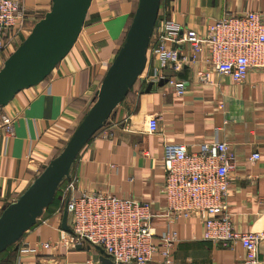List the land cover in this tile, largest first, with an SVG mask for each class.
Returning a JSON list of instances; mask_svg holds the SVG:
<instances>
[{
  "label": "crops",
  "instance_id": "1",
  "mask_svg": "<svg viewBox=\"0 0 264 264\" xmlns=\"http://www.w3.org/2000/svg\"><path fill=\"white\" fill-rule=\"evenodd\" d=\"M138 1L93 0L69 55L44 82L19 93L3 108L15 120V136L6 140L0 133V215L57 156L86 114L91 85L94 82L95 98ZM24 3L28 10L45 14L52 7V0ZM161 10L185 32L204 34L208 25L228 14L264 11V0H162ZM156 66L151 58L145 73L152 74ZM185 68L172 75L186 83L182 97L168 82L154 84L148 92L151 83L143 78L137 81L114 118L78 157L72 172L78 178L75 194L102 192L150 203L157 215L151 226L159 250L148 264H245L242 246L204 241V226L198 217L169 225L162 216L167 208L163 155L166 144L184 145L196 153L203 144L227 142L235 155L228 213L238 231L264 232V71L251 70L242 84H236L214 70H210L208 81H201L198 75L205 67ZM152 117L159 124V133L154 135L147 131ZM255 153L260 155L258 161L251 160ZM62 218L55 213L28 231L14 246L11 264H101V253L95 247L74 250L67 245ZM174 231L179 242L167 261L162 255V237ZM46 242L52 244L51 248L36 255L19 253L21 248ZM259 254L264 264V241Z\"/></svg>",
  "mask_w": 264,
  "mask_h": 264
},
{
  "label": "built area",
  "instance_id": "2",
  "mask_svg": "<svg viewBox=\"0 0 264 264\" xmlns=\"http://www.w3.org/2000/svg\"><path fill=\"white\" fill-rule=\"evenodd\" d=\"M165 13L159 12L148 50V62L152 58L157 66L152 74L144 71L139 80L154 84L168 80L176 95L182 97L186 83L173 79L172 75L185 67H205L198 75L201 81H208L210 70H214L236 84H242L251 70L264 71V11L228 14L208 25L204 34L185 32ZM27 26L24 0H0V54L21 39ZM147 131L151 135L159 133L157 118L149 119ZM0 133L6 140L15 136V120L3 108ZM259 159L258 153L252 155V161ZM163 160L167 208L162 216L169 225L198 217L204 226V241L222 246L240 245L246 253L245 264H262L259 246L264 241V232L238 231L228 213L230 173L235 168V155L229 144L217 140L203 144L196 153L189 152L184 145L166 144ZM65 183L63 209L56 213L63 215L67 205L72 230L71 234L66 233L69 247L74 250L86 245L99 247L114 264H148L152 260L159 247L154 244L156 232L151 226L157 215L150 203L102 192L75 194L78 178L72 175ZM162 240L165 248L162 255L168 261L179 242L178 233L165 234ZM51 246L46 242L35 248H21L19 253L36 255Z\"/></svg>",
  "mask_w": 264,
  "mask_h": 264
},
{
  "label": "water",
  "instance_id": "3",
  "mask_svg": "<svg viewBox=\"0 0 264 264\" xmlns=\"http://www.w3.org/2000/svg\"><path fill=\"white\" fill-rule=\"evenodd\" d=\"M93 0H52V7L0 70V109L24 90L44 82L74 48L84 28ZM162 0H139L122 45L110 65L93 105L71 134L62 151L50 161L28 189L0 215V254L17 244L34 228L53 203L61 186L70 181L84 148L114 118L148 62V50ZM188 70V68H185ZM168 80H161L163 86ZM154 83L147 88L150 92ZM61 228L71 234L65 205ZM83 250L82 246H78ZM101 264H114L105 252ZM87 250H91L88 247Z\"/></svg>",
  "mask_w": 264,
  "mask_h": 264
},
{
  "label": "rangeland",
  "instance_id": "4",
  "mask_svg": "<svg viewBox=\"0 0 264 264\" xmlns=\"http://www.w3.org/2000/svg\"><path fill=\"white\" fill-rule=\"evenodd\" d=\"M51 10V9H50ZM45 16V12H40V11H30L28 10V26L26 27V31H25V34L21 37V39L12 47H6L5 50L0 54V70L1 68L3 67L5 61L15 52V50L25 41V39L31 34L34 26L41 20L43 19ZM91 98H90V103H89V106L87 107V109L85 110V113L86 111L89 109L90 106L93 105V102H94V82L93 84L91 85ZM84 113V114H85ZM72 133V132H71ZM70 136V135H69ZM68 136V138H70ZM67 138V139H68ZM69 140V139H68ZM67 140V141H68ZM66 141V142H67ZM66 142L63 144V146L61 147L60 151H62L64 145L66 144ZM65 183L64 185L61 186L60 188V197H63V190L65 189ZM59 205V201L56 200V202L54 203V206H58ZM62 208V202L60 203V206L58 208L61 209ZM51 212V210L46 214V217L44 219H46L48 217V214ZM42 219H40L38 222H41Z\"/></svg>",
  "mask_w": 264,
  "mask_h": 264
},
{
  "label": "trees",
  "instance_id": "5",
  "mask_svg": "<svg viewBox=\"0 0 264 264\" xmlns=\"http://www.w3.org/2000/svg\"><path fill=\"white\" fill-rule=\"evenodd\" d=\"M162 5V4H161ZM133 16H134V13H133V15H132V18H133ZM132 18H131V20H132ZM130 23H131V21H130ZM130 23H129V25H128V27L130 26ZM125 37V36H124ZM132 91V90H131ZM131 91H130V93H131ZM129 93V94H130ZM73 133V132H72ZM91 142V141H90ZM60 152H58V154H59ZM57 154V155H58ZM43 171V170H42ZM66 184V183H65ZM64 185V184H63ZM62 198L63 197H60V191H58L57 192V194H56V196H55V199H54V201H53V203L49 206V208H47V210L45 211V213H44V215L41 217V219L43 220L45 217H46V214L51 210V212L48 214V217L47 218H49V217H51V216H53L57 211H58V208H59V206H60V203L62 202ZM56 200H58L59 201V205L58 206H55V207H53L54 206V203L56 202ZM63 209V208H62ZM64 212V211H63ZM63 212H62V214H63ZM46 218V219H47ZM39 223V222H38ZM37 223V224H38ZM14 246H16V244L15 245H13V246H11V247H9L4 253H2V254H0V264H11V262L13 261V259H14V251H13V248H14Z\"/></svg>",
  "mask_w": 264,
  "mask_h": 264
}]
</instances>
